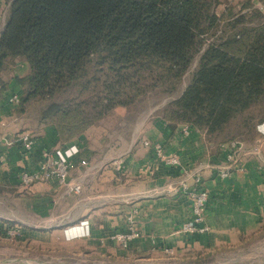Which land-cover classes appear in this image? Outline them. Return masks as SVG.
I'll return each mask as SVG.
<instances>
[{"label": "trees", "instance_id": "obj_1", "mask_svg": "<svg viewBox=\"0 0 264 264\" xmlns=\"http://www.w3.org/2000/svg\"><path fill=\"white\" fill-rule=\"evenodd\" d=\"M255 2L245 0L235 11L226 0H11L0 32V70L10 58L27 61L16 112L35 109L34 117L53 124L64 143L114 106L129 104L131 94L157 84L175 90L212 37L162 117L230 143L250 125L249 111L264 106V11ZM220 3L225 10L218 16ZM74 86L91 95L55 100ZM38 102L45 105L35 108Z\"/></svg>", "mask_w": 264, "mask_h": 264}, {"label": "crops", "instance_id": "obj_2", "mask_svg": "<svg viewBox=\"0 0 264 264\" xmlns=\"http://www.w3.org/2000/svg\"><path fill=\"white\" fill-rule=\"evenodd\" d=\"M3 8L0 3V12ZM28 73L29 65L20 57L8 59L0 70V202H4L0 221H16L7 226L17 228L22 239L39 237L45 228L53 227L70 242H83L123 263L125 258L149 253L173 254L235 243L264 224V133L260 131L264 119L254 142H241L239 162L231 164L229 174L222 177L217 169L229 163L232 148L228 142L209 141L205 129L199 127L189 126L184 132L188 124L171 126L157 113L135 120L125 132L126 108L115 107L62 143L53 124L40 122L28 112L17 113V105L9 102L13 94H22ZM23 132L32 138L28 150L21 143H11ZM145 139L166 153L177 154L180 165L158 161L153 147L142 144ZM71 145L79 152L63 184L56 178L29 185L21 182V172L38 170L46 153ZM182 181L187 189L179 187ZM194 188L208 192V230L188 234L179 227L192 218L189 192ZM131 223L140 236L122 248L113 235Z\"/></svg>", "mask_w": 264, "mask_h": 264}, {"label": "rangeland", "instance_id": "obj_3", "mask_svg": "<svg viewBox=\"0 0 264 264\" xmlns=\"http://www.w3.org/2000/svg\"><path fill=\"white\" fill-rule=\"evenodd\" d=\"M226 1L235 7V11L240 9L243 2H245V0ZM254 1H257L254 5L264 11V2ZM224 10V3H220L216 7L217 15L220 16ZM211 38L204 39L202 46L195 53L175 90L169 91L165 85L159 84L150 86L142 93L131 94L132 100L129 104L116 105L107 114L115 107L126 108V116H128L129 121L125 123V132L132 129L133 122L137 119L143 121L156 113L162 116L166 104L180 96L186 88L193 71L198 65L201 54L207 43L212 40ZM96 75L100 76L101 74L96 73ZM103 79H105V76L101 75V81ZM80 91L78 86L71 87L66 92L58 94L55 100H62L75 95L79 98H86L85 96L91 95L89 91H82V93ZM42 104L45 105L44 102H38L34 107L37 108V105L41 107ZM34 111L29 113L30 116H35ZM248 115V117H251L250 125L240 127L230 141L254 142L258 136L257 126L260 122L258 118L264 115V106L254 107ZM110 122V126H113L115 118ZM231 129H234V127H231ZM16 202L17 200L12 201L11 206H14ZM0 206L2 207L1 211H3V201L0 202ZM12 222L13 224L17 223L16 221ZM10 224V221L2 219L0 228ZM0 236H2L0 238V264H264V224L257 231L241 237L235 243L210 249H187L173 254L149 253L139 257L125 258L123 263H117L115 259L107 254H102L98 249L85 247L83 242H70L61 237L56 231H53V227L45 228L44 233L39 237H30L29 239H22L20 232L10 237L4 236L2 233Z\"/></svg>", "mask_w": 264, "mask_h": 264}, {"label": "built area", "instance_id": "obj_4", "mask_svg": "<svg viewBox=\"0 0 264 264\" xmlns=\"http://www.w3.org/2000/svg\"><path fill=\"white\" fill-rule=\"evenodd\" d=\"M10 1L11 0H0V3L4 5V10L0 12V20L4 18V12L6 8L8 9ZM9 102L11 104L17 105L19 102V95L13 94L11 97H9ZM183 130L184 132H188L189 125H184ZM260 131L264 133V126L261 127ZM11 143H21L23 148L28 150L31 148L32 138L28 133L23 132L16 135L11 141ZM142 144L145 147L152 146L156 158L161 163L169 166L180 165V159L177 154L166 153L158 144H152L148 139L143 140ZM229 145L232 148V152L228 155L229 163L217 169L218 174L222 177L227 176L229 174L231 166L233 164H237L240 159L239 156L241 151V142L238 140H234L231 141ZM78 152V147L76 145H71L68 147H58L54 149L52 153H46V159L40 165L38 170L31 172H21V182L24 185H29L35 181H47L51 178H56L60 184H63L68 177L71 161L78 154ZM80 162L82 164L86 163L84 159H81ZM198 180L199 178H196V181ZM179 187L187 189L188 185L186 181H182ZM76 188H78V186ZM189 194L192 200V218L188 221L183 222L179 227V231L188 234L205 232L206 230H208V226L205 223V203L208 197V192L205 189L194 188L190 190ZM80 231L84 233V229L82 227ZM18 232L19 230L17 228L10 226H6L2 229V234H4V236L9 237L15 235V233ZM139 236L140 232L138 228L135 227L134 223H131L128 229L115 233L113 235V238L117 241L119 246H121L122 248H126L130 245L133 240H135Z\"/></svg>", "mask_w": 264, "mask_h": 264}]
</instances>
